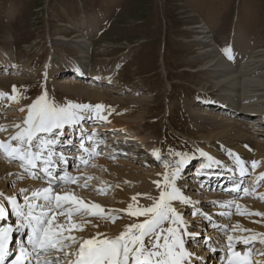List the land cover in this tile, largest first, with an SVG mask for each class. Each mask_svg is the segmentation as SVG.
I'll use <instances>...</instances> for the list:
<instances>
[{"label":"rangeland","instance_id":"374dc122","mask_svg":"<svg viewBox=\"0 0 264 264\" xmlns=\"http://www.w3.org/2000/svg\"><path fill=\"white\" fill-rule=\"evenodd\" d=\"M88 25L91 26V31H88ZM80 45L85 46L86 53H83V57ZM232 55L239 58L240 68L243 66L242 61L253 60L261 64L263 68L258 73L260 76H254L253 79L264 83V0H0V61L6 57L10 61L8 72L2 70L4 67L0 69V93L5 94L0 95L2 98L17 96V99L23 101L21 107L24 108L48 87L54 104L58 106L69 103L104 105L100 113L103 119H124L132 124L129 125V130L117 129V126L116 130L106 127L103 130L105 120L103 124H92L91 119H85L80 126L81 129H86L87 124H92L89 127H94V130L88 127V133L91 137L99 136L103 139L96 148L98 153L105 146L109 150L106 154L102 153L106 158H101L110 162L108 167L116 166L127 172L131 170L136 180L159 181L162 188H165V176L172 180L171 173L180 170L178 166L185 163L183 170H180L185 184L179 190L180 194L194 198L199 208L195 217L215 209L220 223L218 230L223 235L221 237L230 231L240 234L239 230L249 233L253 229L264 235L263 221L257 214L261 209L249 207L247 210L242 209L243 212H234V208L229 209L230 215L219 212L222 208L220 203L224 199L231 200V196H237L232 199L237 204L245 200L253 205H264V178H261L262 173L257 174L264 171V121L249 125L253 119L251 117L259 113L258 106L261 105L249 106L252 112L246 114H237L233 110L223 111V108L208 110V106H215L210 103L219 96L221 90L219 78L207 66L218 60L231 63L229 57ZM80 63L86 66L87 77L79 82L76 79H73L75 82H59L63 75L76 71ZM98 77H104L108 82H94ZM10 78L14 80H9ZM241 80L244 79L241 77ZM74 83L88 87L92 92H100L105 103L90 98L93 95L76 94ZM13 86L16 87L15 92ZM257 88H245L238 94H249L245 98L242 95V99L247 101L255 94L251 90ZM18 103L19 101L17 105ZM251 103L252 101L248 102ZM81 114L92 117L95 116V111ZM202 114L204 115L201 116ZM215 114L218 118H226V121L241 123V128L251 137L250 142L243 141L248 144L246 150L250 153L242 155L250 172H246L242 180L238 181L241 191L236 195L227 192L233 181L230 178L228 181L223 179L214 183L202 174L198 176L197 165L204 168L210 159L198 152L199 148L193 143L192 137L196 136L194 142H198L208 136L211 130L209 128L213 126L209 124L208 117ZM25 119L17 106L0 108V122L10 125L9 131L15 123L23 124ZM202 124L204 131L199 132L198 128ZM4 127L0 125V128ZM21 127L25 125H20ZM226 128L214 126L211 132L224 131ZM69 129L68 127L67 131ZM134 133H140L143 138L142 142L137 140L139 146L133 142L135 140H129ZM4 135L5 130L0 131V138L3 137L0 141L5 139ZM66 137L71 135L66 134ZM79 140L80 137H76L74 143ZM255 140H260V144ZM92 142L94 141H90V144H94ZM236 142L238 141L233 143ZM86 145L88 146L87 143ZM153 148L155 149L151 151ZM137 153L139 155L135 157ZM0 159H6L11 166L20 163L19 160L8 159L3 150H0ZM252 161L257 162L255 167L248 163ZM87 168L86 166L85 169ZM213 169L210 166L208 172L211 174L210 170ZM252 173L260 177H252ZM5 176L6 174L0 175V198L3 200L4 197L15 196L21 203L25 193L9 188L11 183L5 180ZM136 180L129 182L94 166L88 168L85 175L77 176L75 182L67 183L69 188L61 185L55 187L59 194L70 192L94 198L96 202L85 198L80 201L88 206L99 204L102 208L98 211L107 212L118 202V186L127 197H141L143 188ZM169 187L171 185L166 190L169 191ZM158 191L159 196L160 190ZM151 200L154 204L158 199ZM210 200L214 203L209 204ZM185 206L183 217L191 221L190 214L193 212L188 208L189 203ZM144 207H148L145 202ZM73 216L78 220L83 218L84 221H91L88 228L71 234L79 233L78 238L91 237L92 232L99 227L110 234L116 233L125 219L124 213H119L111 221L104 216L100 219L83 215L82 212L74 213ZM11 217L14 223L16 217ZM231 219H240L242 223L234 228ZM197 222L202 223L199 220ZM190 223L187 228L197 229L196 221ZM81 232L91 234L84 236ZM23 234L26 236L27 229ZM211 234L218 236L215 232ZM262 239L264 238L254 237L252 241H257L248 247H243L238 242L235 245L242 251L252 250L261 260L264 259V255L259 254V250H264V243L260 242ZM201 240L204 241L205 238L202 237ZM193 241L195 239L187 240L184 246L187 252L191 251L196 255L192 260L193 264L224 263L220 259L221 251L206 254V245L203 246L201 241L192 245ZM80 242L82 243V239ZM76 246L79 243L67 249L73 250ZM193 246L195 249H192ZM73 257L74 255L72 258H65L64 264L70 263Z\"/></svg>","mask_w":264,"mask_h":264},{"label":"snow or ice","instance_id":"6c2138e0","mask_svg":"<svg viewBox=\"0 0 264 264\" xmlns=\"http://www.w3.org/2000/svg\"><path fill=\"white\" fill-rule=\"evenodd\" d=\"M15 91L16 87L13 86V92ZM0 95L5 94L0 93ZM103 108L102 104L91 106L69 103L58 106L42 95L33 105L28 106L27 117L23 121L25 127L11 136L9 142L0 141V149H3L8 157L19 160L26 170L38 169L34 174L36 178H44L40 172L49 178L47 187L32 191L31 196L23 195L24 204L17 203L15 196L0 202V221L5 222L0 224V264H5L8 257H13L9 264H61L63 259L69 257L65 249L77 243H79L77 258L72 264H182L185 255H192L184 251L185 241L177 235V229L171 226L180 222L181 217L170 201L188 202L187 198L180 195V190L174 183L178 170L171 173L172 180L165 176V189L160 191L159 198L153 205L138 208L136 211H131L132 204L128 205L127 211L131 215L147 216V219L127 225L125 230L114 238H100L103 236L101 233L90 238L71 235L73 230H82L84 223L91 222L83 221V218L80 223L75 222L72 219L74 213L82 212L83 215L96 217L103 216L104 213L92 210L101 209L102 206L99 204H92L89 207L70 194L61 195L54 192L53 182L64 180L63 177L53 175L52 169L56 167L54 157L67 162L64 155L56 152L55 148L62 142L72 143L71 137L65 141L60 139L66 135L64 131L66 126L79 125L85 119L102 118L100 113ZM92 110L95 111V116L86 117L81 114ZM15 127L20 128V125ZM3 130L5 129L0 128V131ZM77 134L80 136V148L85 152L89 151L84 145V140H91V134L85 135L82 129H78ZM11 142L18 143L13 147ZM248 163L255 167L257 162ZM261 178H264V173L261 174ZM155 183L159 187L160 182ZM168 185H171V191L166 190ZM27 191V189L20 190L21 194ZM65 205L68 207L65 208ZM58 209H63L59 215L65 216V221L57 222ZM9 210L11 216L17 218L14 224H7ZM166 222L170 225L167 228L163 227ZM26 229H30L31 235L27 236L25 241L9 248L12 244V233H23ZM187 235L192 240L198 234ZM233 239L231 236L228 237L229 248L233 247ZM241 240L244 246L252 243L250 238H237V242ZM260 242L264 243V239ZM53 252L59 255L52 256ZM259 254L264 255V250H259ZM234 255L240 257L241 254L237 251ZM228 264H246V262L237 259L228 260Z\"/></svg>","mask_w":264,"mask_h":264},{"label":"bare ground","instance_id":"6f19581e","mask_svg":"<svg viewBox=\"0 0 264 264\" xmlns=\"http://www.w3.org/2000/svg\"><path fill=\"white\" fill-rule=\"evenodd\" d=\"M90 27L91 26L88 25V28H89L88 31H91ZM237 44H239V43L237 42ZM84 48H85V46L80 45V52L82 53V55H81L82 57L86 53L85 52L86 50H84ZM229 60H231L232 62L231 63H223V62H221L222 60H218L217 62L207 66L210 70L213 71V75H215L216 78H219V90H221L220 93L218 94L219 96L217 98H214V100L211 101V103H210V104L215 105V106H208V110H210V109L214 110L216 108L217 109L223 108V111L224 110H228L229 112H232V110H233L237 114L238 113L239 114L240 113L241 114H246L247 112L250 113V111L252 112V110L249 108V106H251V105H261L262 106L264 104V83L259 82L258 79H253L254 76H260L258 73L261 71V69L263 67H262L261 64H258L256 61L251 60V61H248V62L242 61V65L243 66H242V68H240V64H239L240 60H239V58H237V55H232L231 57H229ZM235 66H236V68H235ZM3 67H4V69H2ZM7 67H10V61L6 57V58H4L3 60L0 61V69H2L3 71H7L8 72L9 69H7ZM210 67H212V68H210ZM238 72H239V74H238ZM74 73L76 75H74ZM84 75L88 76V70L86 69V66L84 64L80 63V65L77 66L76 71L71 72L70 74H67V75H63L59 82H61V81L68 82L70 80L75 82V80H73V79H76V82H79L80 78H82ZM240 75L244 79L243 81L241 80ZM261 76H263L262 73H261ZM9 80L13 81L14 79L10 78ZM9 80H7V81H9ZM96 80L99 83L108 82L107 79L104 78V77L95 78L94 82ZM76 84H79V83H74L73 85H76ZM115 87H117V86H115ZM250 87H258V88L254 89V90H251L252 92H255V94H252V95L250 94L251 98H249L246 101V99L244 100V98L248 97L249 94L243 92L242 95H245V96L242 99V95H239L238 93L243 91V90H245V88L247 89V88H250ZM47 89L46 90L43 89L42 93L37 95V97L34 98V100L31 101L27 105L28 106L33 105L42 95L46 96V99L49 102L55 103L54 100H53V97H51V93H50V90H49L48 87H47ZM75 91H76V94H78V95H83V94H88L90 96L93 95V97H90V98L95 99L96 101L100 100L99 103H105V100H102V98H101V93L100 92H97V91H93L92 92V89H90L88 87H82L80 85L79 86L76 85V90ZM0 99H3L2 101H0V108L4 109V106H6V109H8V108H12V107L15 108L17 106V107H19V111L25 116V118L27 117V113H28V110H29L28 106H25L24 108H22L21 106L24 103H23V101H21V99H17V96H15V99H13L12 96H9L8 98L7 97H3L2 98L0 96ZM18 101H19V103L17 105ZM249 101H252V103L248 104ZM1 103H3V104L1 105ZM261 106H258L259 107V110H258L259 113L256 116L251 117L253 119H251L249 125H252L257 120H262V122L264 121V105L262 107ZM203 115L204 114H202L201 116H203ZM208 119H210L209 124L213 125V126H211L212 128H209V130L211 129L209 131V135L205 136V138L203 140L201 139L198 142H194V139L197 138L196 136L192 137V138H194V139H192L193 143L199 148L198 152L201 153L202 155H206V157H208V159H210L209 162L206 163L204 168L202 166H200L198 168V176H199V174H205L207 172L209 177L214 178V179H212L214 182H218V181L223 180L224 177H227L229 175V177L233 180V182H232V184L229 185L228 191H231V192L234 191L235 192L238 189V185H237L238 181L240 179L242 180L243 175H246V172L248 173V171L250 170L244 164L243 159H242V155L244 156L246 153L247 154L250 153L249 150H246V149H248L247 148L248 144L243 142V141L249 140V142H250L251 137L248 136L245 133L244 129L241 128L242 124L239 123V122L235 123L233 121L232 122L226 121V118L225 119L222 118V117L218 118L216 114L214 116H209ZM91 120L93 122L92 124H98V123H100V124L102 123L103 124L104 120L106 121V119H103V118L91 119ZM82 122L79 125L69 126L72 130L67 131V132H66V128L67 127H65L64 128L65 133L66 134H68V133L72 134L73 132H75V129L77 127L79 128L80 125L83 124ZM0 125H2V127L5 126L4 127V129H5V135H4L5 139L3 140V142H9L10 141V137L15 135V133L17 131H19V130H21L23 128V127H21L19 129V128L15 127L16 125H21V126L23 125L21 123H15L14 127H12V129L9 131L10 125L8 126V124H6L4 122H0ZM129 125H132V124L128 123L124 119H111L110 118L102 126H104L103 130H106V129H114V130H116V126L118 127L117 129L129 130V128H131V127H129ZM203 125L204 124L200 125V127L198 128L199 132L204 131V126ZM214 126H215V128H217L218 126L227 127V128L224 131H220V132H216L215 131L216 133H212L211 131L214 128ZM105 127H106V129H105ZM89 129L93 130L94 127H89ZM138 135H141V134L140 133H136V134H134V136H136V137H132L129 140H135V141H137V140L140 141L141 140V142H142L143 138H141ZM72 136H75V133H73ZM2 138H0V139H2ZM71 138H73V137H71ZM93 139H95L97 141L100 140L99 138H96V137L93 138ZM123 140L124 139H122V141ZM228 140H230V141H228ZM234 141H238V142L233 143ZM253 141H254V139H253ZM255 141L258 142L259 144L261 142L260 140H255ZM127 142L132 143L131 141H127ZM17 143L18 142H16L14 144V142H13L12 146L13 147L16 146ZM62 144H64V142H62ZM255 144H257V143H255ZM77 145H78V148H75V149L67 152V154L65 155V157L68 158V163H67V166H63L62 168H63V170H65L66 173H72L75 176H80V175H83V174L85 175V172L88 170V168H92L94 166H96V167L98 166L99 168H102L103 171H106V172L109 171V172L113 173L115 176H117L119 178L122 177L123 179L128 180L129 182L136 180V177L134 176L135 174L133 175L131 170H129V172H127V171L120 170L116 166L115 167H108V164L110 162H106L105 161L106 159L104 160V159H101V157H97L96 156V153H95L96 150L93 147L95 145H92L91 147L90 146L88 147L86 145V143H85L84 144L85 147L89 149V151H87V152H85L84 150H80L79 149L80 148V142ZM129 145L130 144H127V146H129ZM65 147L67 148V144L65 145ZM106 148L107 147H105L104 151H102L103 154L106 152ZM0 150H3V149H0ZM153 150L154 149H151V151H153ZM61 151H62L61 149L56 150V152H61ZM263 151H264V149H263ZM258 152H259V150H257L256 153H258ZM4 153H6V152H4ZM138 155H139V153H137V155H135V157H137ZM74 156L76 158H78V161H77L78 162V166H77V168H75V170H73V169L70 170V168H69L70 166H68V165L73 161ZM9 158L10 157H8V159ZM104 158H106V157L104 156ZM10 159H12V158H10ZM5 160L0 159V175L1 174H6V176H5L6 179L5 180H8V182H11V185L9 186V188L13 187L14 189H17V190L27 189L28 191L25 194L31 196V192L32 191H36L38 189H41L43 187H47L48 186L49 182L47 180L38 179V178L35 177L34 174L38 170L35 171V173H33L32 171H28V169L26 170L24 167H21L20 165L11 166L8 163V161L7 160L5 161ZM90 162H91V164L88 166L87 169L79 171V169H83V168H80L82 166V164H86V163H90ZM37 163L39 164V162H37ZM182 166L184 168L185 167V163H183V165L181 164V166H178V168L180 167V170L181 169L183 170ZM210 166L212 168H214L213 170H210V171H212L211 174L208 172V170L210 169ZM204 169L206 170V172H205ZM258 169H261V167L258 168ZM76 170H78V171H76ZM180 170L178 169L176 180H174L175 181L174 183H175V186H176L177 189H181V187L185 184L184 180L182 181V179H181ZM202 170H204V171H202ZM130 171H131V173H130ZM228 172H229V174H227ZM234 173H235L236 177L235 176L233 177ZM261 173H264V171L263 172L262 171L261 172H257L258 175H260ZM92 174H94V173L92 172ZM65 175L66 174L64 173L63 176H62L64 178L63 182H59L62 185H64V182H65V178H66ZM251 175H252V177L258 176V175H255L254 173H252ZM252 177H251L250 180H252ZM259 177L260 176H258V178ZM136 181L143 188V193L140 194L141 197L138 195L139 199L138 198L137 199L136 198L133 199L132 197H127L126 193H124L122 188L118 186L116 188L117 195L119 196L118 202L115 203V205L113 206L112 209H110L107 212H103L104 213L103 216L108 221H111L112 219H115L116 216L119 213H124L125 219H124L123 223L120 225L119 229L116 230V233L110 234L109 232H106V230L103 227H99V228H96L95 231L92 232V236H95L97 233H101V234H103V236L100 237V238H103V237L114 238L117 235H119L120 232L124 231L125 227L127 225H129L131 223H134V222H142L144 219L148 218L147 216H139V217H137V216L131 215L130 212L127 211L128 205L129 204L133 205V209L131 211H136V209H138V208H144V202L149 207V206L153 205V201L151 199L157 200L159 198V196L157 195V192H159L158 190L161 191L162 189H165V188L164 187L162 188L161 184L158 187L157 184L155 183L156 181H152L151 179L150 180L149 179H147V180L143 179L142 180V179L139 178ZM13 182H15V183H13ZM162 183H164V182H162ZM53 185H55V184H53ZM191 186L195 187V185H193V184H191ZM63 188H69V187L68 186H63ZM98 188L102 189V187H98ZM53 190H54L55 193H57L56 188H53ZM169 191H171V187H169ZM65 193L70 194L71 196H74V197L78 198V200H80L82 198H85V199H89L92 202H96V200L94 198H88L85 195H75V193H70V192L61 193V195L65 194ZM260 193H262V192H260ZM180 195L182 197L187 198V201H188L187 203H189V207L188 208H190L191 212H193V213L190 214V217L191 218L194 217L195 211H198V209H199L198 206L196 205V203L194 202V198L187 197L184 194H180ZM198 196H200V195H198ZM4 198H6V200H7L8 197H4ZM4 198H3V200L0 198V202L5 201ZM154 198H156V199H154ZM16 199H17V203L24 204V200H22L23 203L22 202L20 203V201L18 200L17 197H16ZM170 203L175 207L176 211L180 214V217H181V220H180V222H178V224H172L171 226L173 228H176L177 229V235L181 236L182 239L184 241H186L189 238V236L187 235V234H189V231L187 232V230H188L187 225H189L190 221L184 219L181 215L183 214L182 212L186 210V206L187 205L185 206L186 203H185L184 200H174V201H170ZM212 203H214V201L210 200L209 204H212ZM236 204H237L236 201L229 200V199H224V202L221 203V205H223V207L225 209H227V207H232L233 209L235 208L234 212H239L242 209L247 210L249 207H251V209L252 208H256L257 210L261 209V211H259L257 213L264 214V205H262V206L261 205H253V204H251V203H249L248 201H245V200L242 201V202L239 201L238 204L237 205ZM90 206L91 205H89V207ZM67 207H65V208H67ZM92 210L98 211L97 209H92ZM121 210H124V211H121ZM60 211H62V209L61 210H56L57 222H61V221H65L66 220L65 216H60L59 215ZM9 212H10V210H9ZM216 212H217V210L213 209V210H211V212H208V213L210 215H212V217H214V213H216ZM241 212H243V210ZM225 213H228V215L231 214L230 212H226V211H225ZM103 216H100L98 218L102 219ZM259 217L263 221V225H264V215H259ZM211 218L209 217L208 220L204 221L203 217H197V220L201 221L202 223H200V222L198 223L197 222V224H198V225H196L197 229L193 231L194 234H198L197 236L202 235V236H205V237H210V236L212 237V239H210L209 242H208V240H205V242L207 243V245H206L207 247L204 248V249H206L205 250L206 254L209 253V249H212V248L214 249V242L216 241V238H215L216 236L215 237L212 236L211 233L214 234L215 231L214 230L212 231V229L215 226H217V223L214 222V221H211L212 220ZM72 219L75 222H77V223L81 222V220L75 219V216H73ZM197 220H195V221H197ZM215 220H217V219L215 218ZM231 221H232L231 224H232L233 227L237 226L240 223H242L240 219H237V220L236 219H231ZM262 221H260V222H262ZM225 225H227V224H225ZM169 226L170 225L167 222L163 225V227H165V228H167ZM85 228H88V223H84V226H83L82 230L85 229ZM202 228H204V231H205L204 233H202V231H201ZM234 228H236V227H234ZM80 230L81 229H75V230H73V232L71 234H73L76 231H80ZM29 231H30V229H29ZM255 231L256 230L253 229V231H251L249 233H242L241 230H239L240 234L237 233L236 235H234L233 238L235 240L237 238H250V239L253 240V238L256 237V236L259 237V238H264V235L262 234V232H260V231L255 232ZM250 233H254V234H250ZM257 233H259V235ZM29 234H31V232ZM66 234H69V233H66ZM81 234L82 235L85 234L84 236H88V234H91V233H86L85 232L83 234V232H81ZM215 234L219 235V232H215ZM231 234H232V232H231ZM79 235H80L79 233H78V235L75 234V236H77V237H79ZM229 236L230 235H227V236L225 235L224 236V238H226V241H228V237ZM234 239H233V242H232L233 243V247H234V242H235ZM20 242H23V241L20 240ZM161 243H162V241H161ZM241 244H243L242 241H241ZM78 248H79V246H76L74 248L75 249L74 251L73 250L67 251V249H65V251H67L69 253V257H71V252H74L76 254V257H77ZM192 249H194V246L192 247ZM161 250H163V249H161ZM174 250H176V249H174ZM51 255L52 256H56V255H59V254L53 252V253H51ZM187 256L192 257V260L195 257L194 254L187 255ZM249 256L250 255H246V256L240 255V257H236L234 259V261L239 258L240 261L247 262V261H250V257ZM185 257L182 260V264H192V261L188 260ZM210 257H211V259H213L212 256H210ZM230 258H232V256L227 258L226 261L233 260V259H230ZM251 263L253 264V262H251ZM61 264H62V262H61Z\"/></svg>","mask_w":264,"mask_h":264}]
</instances>
